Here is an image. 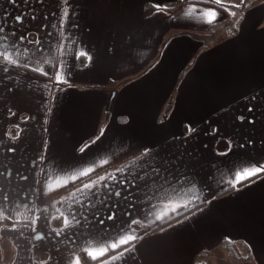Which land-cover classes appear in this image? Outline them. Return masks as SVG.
Returning a JSON list of instances; mask_svg holds the SVG:
<instances>
[{"label": "crops", "instance_id": "0c3cea01", "mask_svg": "<svg viewBox=\"0 0 264 264\" xmlns=\"http://www.w3.org/2000/svg\"><path fill=\"white\" fill-rule=\"evenodd\" d=\"M5 18L51 51L0 74V264H209L227 243L264 264V171L235 179L264 167V0H0ZM154 157L167 178L128 189ZM121 225L136 239L111 249Z\"/></svg>", "mask_w": 264, "mask_h": 264}, {"label": "snow or ice", "instance_id": "6c2138e0", "mask_svg": "<svg viewBox=\"0 0 264 264\" xmlns=\"http://www.w3.org/2000/svg\"><path fill=\"white\" fill-rule=\"evenodd\" d=\"M10 3L15 4L16 0H9ZM37 2H42V0H37ZM220 0H217V3H219ZM25 3H28V0H25ZM25 13H21L17 16H15L12 20L13 25H19L23 24ZM55 16V13L53 14ZM47 18V17H45ZM31 19L35 20L36 16L33 14L31 16ZM8 21L5 18L3 21H0V57H3V63H0V74H4L7 79H11L12 77L8 75L9 73L15 72L16 66H24V67H30L33 70L36 68V59L43 55L45 52H50L51 47L47 40H42L39 33L36 32H28L23 33L19 36L16 35L17 29L12 28L11 30H8L7 28ZM44 28H47V25L43 26ZM58 27H63V25H58ZM81 55H84V53H81ZM89 60H91V57H89ZM87 66V65H86ZM61 68L64 67L63 61L60 65ZM47 75V73H45ZM67 75H70V73H67ZM59 77H57V83H59ZM9 92L13 91L12 88L8 89ZM19 127V125H17ZM14 135L18 138L21 135V132H16ZM10 152L14 151V148L8 149ZM150 150L146 149L145 153L147 154ZM161 163H163V167H161ZM171 167V161L163 160L161 161V158L154 157L149 158L148 160H145L142 165V174L137 175L133 180L128 181L127 187L128 189H131L133 187H136V181L137 180H144L145 178L149 183L144 184V190L147 192L150 185H156L158 179L161 176H165L167 178V174L165 173V169ZM91 171V169H89ZM261 171H264V167H256L254 171L245 172L242 176L235 177L237 181L244 179L245 176H253L256 173H259ZM26 179V177H25ZM103 179V178H102ZM112 179H115V176L112 177ZM128 178L125 177L122 179L119 183L121 185L125 184V181ZM184 177H180V180H183ZM85 188H88V185L84 186ZM105 188L108 187V185H104ZM137 192H140V189H137ZM91 195H95L92 193ZM113 195L112 192H108L105 194L104 199L106 200L108 196ZM114 195L116 197H120L121 191L119 188H117L114 192ZM131 193H129V197H131ZM0 197H3L4 200H7V194L6 193H0ZM139 201L133 200L132 203H138ZM89 204H91V200H89ZM82 207H86V205H82ZM107 207V205H105ZM126 215H130L129 213H125ZM73 219L76 218L75 212L72 214ZM116 213L113 212L111 215L106 216L104 219L99 218V213H94L91 217L87 213H82L83 218V224L85 227V231H89L87 225L91 223L93 226L95 224H104V220H112L115 219ZM77 224H80V220H76ZM136 219H131L128 221V224H135ZM118 232L120 233H127L125 239H119L118 242H112L110 244L111 249H117L121 245H127L130 241H133L136 239V236L131 234L132 229L126 228L125 226L121 225V227L118 229ZM57 236L60 235V233H56ZM108 250V246L106 245L105 251ZM120 255L124 257V262L126 264V261L129 258L135 259V254L130 253L128 249H124ZM42 258V254H41ZM49 264H53L52 258H49ZM56 264H59V261H56ZM77 264H79V261H77Z\"/></svg>", "mask_w": 264, "mask_h": 264}, {"label": "rangeland", "instance_id": "374dc122", "mask_svg": "<svg viewBox=\"0 0 264 264\" xmlns=\"http://www.w3.org/2000/svg\"><path fill=\"white\" fill-rule=\"evenodd\" d=\"M230 249L228 248L227 250L225 248L223 251L221 249L219 252L216 251V253H212L213 255L209 259L208 263L209 264H254L252 260L246 257L245 253L243 254V252L237 250L236 247L232 251H230ZM7 257L8 255L4 256L5 264L10 263Z\"/></svg>", "mask_w": 264, "mask_h": 264}, {"label": "trees", "instance_id": "16d2710c", "mask_svg": "<svg viewBox=\"0 0 264 264\" xmlns=\"http://www.w3.org/2000/svg\"><path fill=\"white\" fill-rule=\"evenodd\" d=\"M255 2H257V0H253V3H255ZM181 5H179L178 7H176L175 10H178L181 7ZM223 22L224 23H227L232 28H235L236 27L235 20L234 19H231L229 17L226 18ZM223 22L216 23V24H214L212 26H214L215 27V30L217 31L218 28H220L222 26ZM226 242H229V241L227 239H223V244L224 245L226 244ZM226 246H227V248H230L231 243H227ZM79 259H80L81 264H93V263H95L96 261L99 260V258L92 257L91 254L87 250H82V251L79 252Z\"/></svg>", "mask_w": 264, "mask_h": 264}]
</instances>
